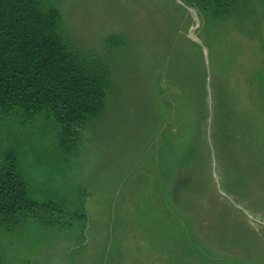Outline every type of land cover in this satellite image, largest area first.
<instances>
[{
  "label": "rangeland",
  "instance_id": "rangeland-1",
  "mask_svg": "<svg viewBox=\"0 0 264 264\" xmlns=\"http://www.w3.org/2000/svg\"><path fill=\"white\" fill-rule=\"evenodd\" d=\"M56 1L70 44L108 57L116 84L79 150H63L43 114L0 117V151L14 152L29 198L59 209L1 226L0 264H264V0H234L219 31L175 0ZM112 33L126 41L119 52L105 42ZM186 38L212 81L216 65L229 70L240 142L221 139L220 111L206 125L191 202H173L190 216L180 229L160 211L150 174L176 90L169 54Z\"/></svg>",
  "mask_w": 264,
  "mask_h": 264
},
{
  "label": "trees",
  "instance_id": "trees-1",
  "mask_svg": "<svg viewBox=\"0 0 264 264\" xmlns=\"http://www.w3.org/2000/svg\"><path fill=\"white\" fill-rule=\"evenodd\" d=\"M175 2L182 8L193 7L204 27L215 26L219 31L234 0ZM105 42L109 50L116 52L126 43L118 33L108 35ZM185 42L182 50L176 51L179 54H169L166 71L176 90L171 96L170 126L161 129L150 174L156 185L152 194L159 196L160 211L180 229L186 227L190 216L175 209L173 202H191L187 195L193 194L197 186V163L204 145L208 146L206 125L209 128L212 117L220 111L224 125L221 139L240 142L233 123L229 70L225 65L219 70L216 65V79L212 81L201 46L190 38ZM157 57L153 55L152 63L159 60ZM114 77L108 57L80 51L70 44L56 0H0V117L33 118L43 114L55 121L60 147L65 151L79 150L88 122L108 102ZM208 89L212 104L208 102ZM217 93L221 96L218 109ZM180 194L185 198L181 199ZM177 207L182 209L181 204ZM45 208L59 212L53 205H38L29 198L14 152L0 151V227H10L29 214L37 216Z\"/></svg>",
  "mask_w": 264,
  "mask_h": 264
},
{
  "label": "water",
  "instance_id": "water-1",
  "mask_svg": "<svg viewBox=\"0 0 264 264\" xmlns=\"http://www.w3.org/2000/svg\"><path fill=\"white\" fill-rule=\"evenodd\" d=\"M180 2V1H179Z\"/></svg>",
  "mask_w": 264,
  "mask_h": 264
}]
</instances>
